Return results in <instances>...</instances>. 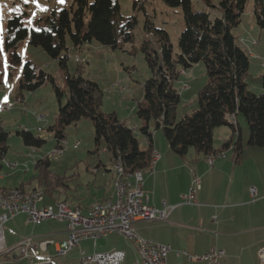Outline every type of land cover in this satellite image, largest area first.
<instances>
[{"label": "trees", "instance_id": "trees-1", "mask_svg": "<svg viewBox=\"0 0 264 264\" xmlns=\"http://www.w3.org/2000/svg\"><path fill=\"white\" fill-rule=\"evenodd\" d=\"M164 1L169 6L182 7L186 27L179 36L177 54L163 29H157L159 49H151L149 41H145L141 48L152 71L144 82V99L135 113L142 121V126L138 127L145 136L146 147L140 146L133 128L121 121L116 113L102 111L103 91L99 84L83 77L80 72L70 74L66 65L69 41L75 48H80L86 41L96 40L113 50L131 40L137 19L123 18L118 0H74L68 8L39 17L31 27H27L17 13L8 18L4 44L9 75H13L11 71L21 64L19 43L27 38L31 45L41 46L67 70L66 103L62 100L65 93L55 84L53 76L39 70L31 61L25 63L19 79L21 92L37 90L48 80L53 82L59 109L58 123L51 127V131H54L57 146L63 147L64 129L68 125L89 117L95 129V142L99 144L103 139L105 150L113 154L114 160L120 158L130 173L149 166L154 149L153 128L163 131L172 152L180 156L186 155L191 148L205 155H214L232 147L234 162H238L242 157L243 142L240 126L231 120V116L242 113L250 128L248 144L264 147V92L255 93L245 81L250 54L231 32L241 23L248 0H222V16L214 19L208 13L191 8V0ZM254 5V18L259 26L264 27V0H255ZM146 23L145 29L151 31L152 24L149 20ZM1 54L0 46V84L4 75ZM199 62L205 64L209 81L199 90V107L181 121L177 120L176 110L181 97L174 86L179 78V68L186 69ZM21 92L18 97L23 99ZM221 126H230L233 134L222 143L219 151L215 148L213 136L214 130ZM17 132L25 145L41 147L45 142L28 129ZM7 140L8 132L0 122V174L8 152ZM34 166L38 170L37 183L44 190V201L48 198L56 202L64 190L71 189L65 177L56 179L49 174L50 157H39Z\"/></svg>", "mask_w": 264, "mask_h": 264}, {"label": "rangeland", "instance_id": "rangeland-1", "mask_svg": "<svg viewBox=\"0 0 264 264\" xmlns=\"http://www.w3.org/2000/svg\"><path fill=\"white\" fill-rule=\"evenodd\" d=\"M118 1L121 5L120 11L123 18L127 20L135 17L137 19L132 29L131 40L123 42L122 47L113 50L110 47L101 45L96 40H92L91 42L86 41L80 48H75L69 41L70 53L66 65H68L70 74L80 72L83 77L96 81L99 84L103 91L101 102L103 112L107 114L116 113L118 118L128 126L131 125L133 127L137 125L136 127H138L142 126V121L135 113L138 104L144 99V82L152 74L141 48L145 41H149L151 49H159L160 36L157 29H163L168 33L167 35H169L170 42L173 45L172 48L175 54H177L179 52V36L185 29L186 24L182 7L178 6L175 8L169 6L164 0ZM221 1L191 0V8L195 11L208 13L214 19L222 16ZM37 2L40 5L39 8L37 7V3L32 2V0H29L28 3H25L24 0H0V12L3 14L0 46L2 49L1 60L4 66L3 83L0 84V101L9 102L10 100L15 103L11 109L5 112L0 111V122L5 131L8 132V152L6 158L12 160L11 163L19 160L22 161L26 158H30L31 162L29 169L25 164V167H19V169L4 166L1 172L3 174L7 173V178L4 181H0V184L15 186L23 181L29 188L37 185L38 180L35 177L38 174V170H35L33 160H36L34 159L35 157L39 159V157L48 156L50 157V166L47 170H49L51 177L56 179L65 177L70 187L74 190L76 189L74 194L88 197L89 195L96 196L106 193L112 188L114 183V180H112L114 159L113 154L105 150V141L103 139L99 141V144L95 142V129L91 118L82 117L79 121L68 125L64 129L65 141L62 140L64 152L59 155H53V151L59 147L56 143L54 131H51V127L56 126L58 123L59 109V101L56 92H54L53 82L48 80L34 91L24 90L21 92L19 87L18 79L21 77L23 66L26 62L31 61L39 70L42 69L53 76L55 84L65 93L62 100L63 103H66L68 91L65 77L67 70L60 65L58 60L45 53V50L41 46L31 45L27 38L19 43L21 64L15 69L16 71H11L14 72L13 75H9L7 68L9 66L8 53L5 50L4 44L8 18L12 14L17 13L22 16L24 24L27 27H31L39 17L53 11L68 8L74 0H62V2L61 0H37ZM254 4L255 0L247 1L241 17V23L239 26L233 28L231 32L235 34L238 44L241 47L243 46L249 54H253V56L249 57L250 66L245 81L250 85L252 91L261 94L264 92V27L259 26L254 18ZM13 9H18V11H13ZM148 20L152 24L151 31L145 29ZM76 56H79L81 62L76 60ZM179 71V78L175 81L174 87L178 89L181 97L176 110L177 120L181 121L185 115L192 114L199 107L197 99L199 90L208 83L209 77L203 62L196 63L186 69L179 68ZM20 92L23 93L25 102L17 100ZM40 115L44 116L41 121L38 118ZM237 117L242 127L243 142L245 143H243L240 162L242 160L245 161L244 167H247L248 163L254 161L250 159L252 150L248 148L250 128L242 113H238ZM25 126L34 135L40 136L45 140L41 147L25 145L22 136L17 132L24 129ZM221 127L216 128L215 136H217L218 129ZM134 133L138 140H140V146L144 147L146 141L140 127H138V130L135 129ZM153 133L156 134L155 139L158 142L167 143L162 130H155L153 128ZM217 141L218 139L215 137L216 145L219 143ZM77 144L78 147L74 148V145ZM219 148H222V144H220ZM257 149H259V163L261 165L264 162L262 161L263 148ZM232 155L233 152H230L229 156ZM100 163H102V171L95 176L94 167ZM103 172L106 174L103 175ZM36 187L43 189L39 184ZM70 191L71 189L64 190L65 196L60 194L62 196H59L58 201L65 200L66 198L70 205H74L79 201L83 203V199L85 200V198H81V200L71 198L67 195L71 194ZM39 205H42V202ZM27 218V214L22 213L14 220L6 222L4 225V236L6 238L10 236L18 238L22 235H44L43 233L52 231L58 235L57 233L64 226V222L54 219L43 220L42 223L36 224L28 222ZM13 240L15 241V239ZM92 241L82 243L83 249L88 254H94L103 247L107 249L113 248L111 250L122 247L127 252V258L123 264H134L137 254L136 248H134L133 242L123 235L110 234L101 237L98 239V244L95 248L91 246L94 243ZM14 245H10L9 247ZM49 248L53 251V256L59 263L71 264L77 263L80 260V256L76 251L78 248L66 255H59L57 253L55 243L51 244ZM46 252H49V250L41 251V253ZM24 258L25 256H20L18 259Z\"/></svg>", "mask_w": 264, "mask_h": 264}, {"label": "crops", "instance_id": "crops-1", "mask_svg": "<svg viewBox=\"0 0 264 264\" xmlns=\"http://www.w3.org/2000/svg\"><path fill=\"white\" fill-rule=\"evenodd\" d=\"M257 45L259 44L257 43ZM250 56H253V54H250ZM17 100L25 102V99L21 97H18ZM235 119V123L240 126V136L243 142L240 121L237 116ZM129 126L131 127V125ZM24 129L30 131L26 126ZM136 130H138V127ZM215 130L214 145L215 148H219L220 144L231 137L233 131L230 126H222L218 129L217 136H215ZM155 135L153 133V146L155 150L158 149L161 152V158L157 161L154 170L143 171V192L148 196L147 204L157 208H162L164 204H167L174 205L175 208L168 216V220L136 221L134 223L135 231L146 240L169 245L171 250L168 253V264H208V261L199 258L190 260L184 251L190 255L201 256L212 248L224 251L223 256L220 258V264H263L258 252L262 246L264 247V162L261 165L259 163L260 153L257 149L259 147L249 145L248 148L252 150L250 159L254 161L244 167L245 161H238L237 164L234 162V155L229 156V153L232 152L231 148L221 150L224 155L214 154L213 161L210 163L208 157L211 155L199 153L191 148L186 155L180 156L172 152L168 141L167 143H160L155 139ZM215 137H217V142L220 144L216 145ZM260 148H263L262 161H264V147ZM218 150L220 151V148ZM4 159V166L7 168L19 169V167L23 168L25 165L28 169L30 168V158L14 163H11L12 160H9L6 156ZM34 159L37 160L38 158L35 157ZM101 166L102 163L94 167L95 176L102 171ZM6 174L1 172L0 181L7 178ZM105 174L103 172V175ZM195 177L200 178L201 185L197 191V203H183V195L189 192ZM37 185L29 188L21 181L19 185L15 186L0 184V188L22 186L25 190H30ZM251 186L256 187V194L251 193ZM75 190L71 188V194L67 195L79 200L85 198L86 201L83 199V203L79 201L74 205L68 204L72 207L79 206L86 213L93 203L104 201L113 195L114 183L109 191L96 196L83 197L74 194ZM65 200L68 202V199L65 198ZM44 203H51V201L46 198ZM63 225V229L57 233L58 235L52 231L43 233L44 235H22L18 238L11 236L6 238L5 236L6 243L8 246L14 245L25 238H31L35 244L44 240L58 242L67 236L65 234L66 223L64 222ZM85 241L92 240H83L78 247L67 254L77 248L76 251L79 256H81L82 251L88 254L82 246ZM51 244L46 246V250H49V252L41 253L32 260L28 257L18 259L21 255L17 258L11 254L5 256V258L0 257V264H62L55 260L53 251L49 248ZM97 244L93 246L94 243H92L91 246L95 248ZM134 248H136L135 244ZM111 249L113 248L103 247L97 252ZM116 249L124 251L127 256L125 248ZM135 250L137 254L134 264L139 258L137 248ZM178 251H182V253L178 254Z\"/></svg>", "mask_w": 264, "mask_h": 264}, {"label": "built area", "instance_id": "built-area-1", "mask_svg": "<svg viewBox=\"0 0 264 264\" xmlns=\"http://www.w3.org/2000/svg\"><path fill=\"white\" fill-rule=\"evenodd\" d=\"M76 60L81 62L79 56H76ZM13 105L12 101H0V111L9 110ZM43 117V115L38 116L39 119H43ZM231 120L235 123V116H231ZM132 128L133 130L137 129L135 126ZM77 147L78 144L74 145V148ZM63 152L64 147H57L53 151V155ZM216 154L224 155L223 152ZM160 158L159 150L153 149L150 164L144 170H154ZM208 160L211 163L213 155L208 157ZM36 161L34 160V164ZM113 167V195L104 201L93 203L86 213L81 207H72L65 200L44 203V190L39 187L31 190L20 187L0 188V257L5 258L12 254L16 248L21 249V256L28 257L30 260L41 254L42 250L39 247L43 241L35 244L31 238L23 239L12 247L7 246L4 225L6 222L14 220L18 215L26 213L28 222L40 224L43 220L54 219L66 223V238L58 242L53 241L59 255H66L85 239L93 240V246H95L101 237L121 234L132 241L138 250L139 258L135 264H168V253L171 247L146 240L135 231L134 223L138 220H168V216L175 206L164 204L162 208H157L147 204L148 196L143 192L144 170L127 172L120 158L114 160ZM200 186V178L195 177L189 192L183 195V203L196 204L197 191ZM251 193L256 194V188L252 187ZM40 202L42 205H39ZM258 252L259 258L264 264V247L262 246ZM181 253L182 251H178V254ZM184 253L190 260L199 258L208 261V264H220V258L224 251L212 248L201 256L190 255L185 251ZM125 256L124 251L117 249L94 254H85L82 251L79 262L71 264H123Z\"/></svg>", "mask_w": 264, "mask_h": 264}, {"label": "water", "instance_id": "water-1", "mask_svg": "<svg viewBox=\"0 0 264 264\" xmlns=\"http://www.w3.org/2000/svg\"><path fill=\"white\" fill-rule=\"evenodd\" d=\"M51 243H53L52 240L43 241V242L40 243V247L39 248H41V250H46L47 249L46 246H48ZM20 252H21V249L16 248L13 251L12 256L18 258L20 256Z\"/></svg>", "mask_w": 264, "mask_h": 264}, {"label": "snow or ice", "instance_id": "snow-or-ice-1", "mask_svg": "<svg viewBox=\"0 0 264 264\" xmlns=\"http://www.w3.org/2000/svg\"><path fill=\"white\" fill-rule=\"evenodd\" d=\"M24 2H25V3H28L29 0H24ZM32 2L37 3V7H38V8L40 7V5H39V3L37 2V0H32ZM61 2H62V0H61ZM42 10H46V9H42ZM13 11H18V9H13ZM2 20H3V14H2V12H0V33H2ZM5 99H6V98H5Z\"/></svg>", "mask_w": 264, "mask_h": 264}]
</instances>
